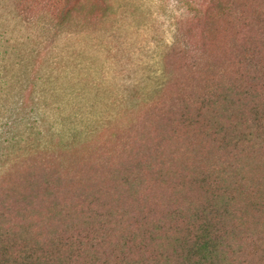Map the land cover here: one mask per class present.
Segmentation results:
<instances>
[{"label": "trees", "instance_id": "16d2710c", "mask_svg": "<svg viewBox=\"0 0 264 264\" xmlns=\"http://www.w3.org/2000/svg\"><path fill=\"white\" fill-rule=\"evenodd\" d=\"M85 1L12 8L34 31L0 68V264H264V0H175L158 78L100 112L58 93Z\"/></svg>", "mask_w": 264, "mask_h": 264}, {"label": "rangeland", "instance_id": "374dc122", "mask_svg": "<svg viewBox=\"0 0 264 264\" xmlns=\"http://www.w3.org/2000/svg\"><path fill=\"white\" fill-rule=\"evenodd\" d=\"M14 2L0 0V68L13 61L16 40L34 31L13 16ZM106 6L86 0L56 38L64 59L76 61L68 63L59 96L80 93L94 112L133 83L158 78L159 53L174 38L180 11L175 0H107Z\"/></svg>", "mask_w": 264, "mask_h": 264}]
</instances>
